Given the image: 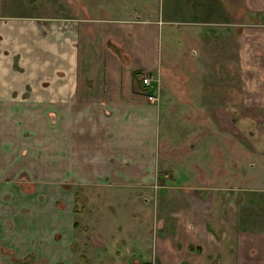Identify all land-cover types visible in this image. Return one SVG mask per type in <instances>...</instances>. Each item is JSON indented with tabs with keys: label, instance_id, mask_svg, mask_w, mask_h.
I'll return each instance as SVG.
<instances>
[{
	"label": "crops",
	"instance_id": "0c3cea01",
	"mask_svg": "<svg viewBox=\"0 0 264 264\" xmlns=\"http://www.w3.org/2000/svg\"><path fill=\"white\" fill-rule=\"evenodd\" d=\"M138 18L0 17V262L90 261L73 251L79 187L110 186L115 204L107 207L117 217L141 213L140 204H130L141 194L120 200L151 189L157 177V104L146 100L138 76L141 65L156 67L157 32L155 21ZM245 110L253 115L264 105ZM196 133L182 137L187 151L202 144ZM156 196L164 201L155 197L152 209L160 205L171 223L165 238L154 227L146 264H210L221 257L213 207L204 220L203 191L176 188ZM126 255L109 260H134Z\"/></svg>",
	"mask_w": 264,
	"mask_h": 264
},
{
	"label": "rangeland",
	"instance_id": "374dc122",
	"mask_svg": "<svg viewBox=\"0 0 264 264\" xmlns=\"http://www.w3.org/2000/svg\"><path fill=\"white\" fill-rule=\"evenodd\" d=\"M248 2L263 10H250L246 0H0V17L155 21L157 64L153 69L141 65L140 71L159 78L157 177L151 189L120 198L141 194V200L130 197V204L141 205V213L118 217L107 207L115 204L107 196L110 186L78 188L73 251L92 257L81 263L126 264L119 257L109 259L128 254L134 260L127 264H146L153 251L149 239L154 227L157 238H165L171 223V214L159 204L152 209L155 197L164 201L156 194L189 188L203 191L204 220L214 210L221 257L210 264H264V112L250 115L245 110L246 105H264V99H258L264 93V3L260 7L261 0ZM187 133L199 134L202 144L187 151L182 139ZM170 156L178 159L167 164L164 158ZM198 209L203 212L201 206ZM192 250L202 253L198 247ZM96 254L104 260H95ZM202 256L200 262L207 263ZM49 263L53 262L31 257L23 261Z\"/></svg>",
	"mask_w": 264,
	"mask_h": 264
},
{
	"label": "built area",
	"instance_id": "2783aa9c",
	"mask_svg": "<svg viewBox=\"0 0 264 264\" xmlns=\"http://www.w3.org/2000/svg\"><path fill=\"white\" fill-rule=\"evenodd\" d=\"M138 76L146 100L150 103L157 104L159 78L156 75L150 73L149 71H140ZM149 264L153 263L150 262Z\"/></svg>",
	"mask_w": 264,
	"mask_h": 264
}]
</instances>
